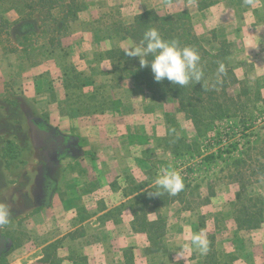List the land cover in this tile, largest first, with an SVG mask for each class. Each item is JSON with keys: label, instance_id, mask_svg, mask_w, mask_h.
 Wrapping results in <instances>:
<instances>
[{"label": "rangeland", "instance_id": "rangeland-1", "mask_svg": "<svg viewBox=\"0 0 264 264\" xmlns=\"http://www.w3.org/2000/svg\"><path fill=\"white\" fill-rule=\"evenodd\" d=\"M53 3L0 0V264H204L199 232L221 264H264V223L234 214L237 193L264 202V0ZM147 10L189 14L227 63L207 79L229 78L230 116L202 136L176 100L119 79L133 61L109 52L138 44L128 30ZM165 167L184 178L176 196L155 195Z\"/></svg>", "mask_w": 264, "mask_h": 264}, {"label": "trees", "instance_id": "trees-1", "mask_svg": "<svg viewBox=\"0 0 264 264\" xmlns=\"http://www.w3.org/2000/svg\"><path fill=\"white\" fill-rule=\"evenodd\" d=\"M47 1L51 2V7H48V9H51L54 5L53 0H41V2ZM72 5L70 6L75 8L72 13L73 16H76L77 13L79 14L84 10L79 6ZM15 7L13 9L18 11ZM153 27L157 28L165 39H177L182 45L191 46L198 51L201 57L200 64L204 72L203 81L197 83L190 82L184 87L174 85L167 79L157 82L153 77L150 65L145 67L140 66L139 57H129L123 49L110 50L109 53L114 60L117 61L120 59L121 62L131 60L134 64L133 66L119 65L117 71L124 72L123 75H120L119 79H133L139 87L148 89L155 97L161 100H176L179 103L180 109L192 120L199 136H202L203 132L207 133L212 130L216 121L228 118L231 112L230 100L226 96L229 78L227 76H216L210 81L207 79L209 73H215L214 69L220 67L221 62L218 61L219 55H214L205 49L199 37L194 32V25L189 14L180 13L177 15L161 16L155 10H147L135 17L134 23L130 26L128 33L139 43L144 32ZM208 57L211 58V61L206 63ZM223 64L225 68L227 63ZM227 73L231 74V77L234 76L231 71ZM243 189L241 187L240 191L242 192ZM243 196L244 194L242 193L236 194L237 202L235 204L234 214L238 228L247 230L261 228L264 223V202L257 197H247L250 205L238 204V201ZM163 222L164 220L159 217L157 221L152 223L146 222L143 226V231L149 234L148 241L151 246L149 245L148 249H152L153 247L158 248L159 246L156 245L159 244V239L165 237V232H162L161 236L155 235L152 232L154 226L163 224ZM208 240L209 251L205 256L204 264H221L219 254L215 251V236H209ZM127 264L132 263L127 262Z\"/></svg>", "mask_w": 264, "mask_h": 264}, {"label": "clouds", "instance_id": "clouds-1", "mask_svg": "<svg viewBox=\"0 0 264 264\" xmlns=\"http://www.w3.org/2000/svg\"><path fill=\"white\" fill-rule=\"evenodd\" d=\"M124 52L129 57H139L141 67L150 65L157 82L167 79L174 85L184 87L190 82L203 81L204 72L198 51L191 46L182 45L177 39H165L157 28L146 30L139 43L126 47ZM218 71L224 72L223 64ZM155 185L158 189L155 195H162L163 191L176 196L185 187L180 171L172 167L160 169ZM10 215V208L0 203V225L7 223ZM190 244L202 255L209 251V240L203 232L194 233Z\"/></svg>", "mask_w": 264, "mask_h": 264}]
</instances>
